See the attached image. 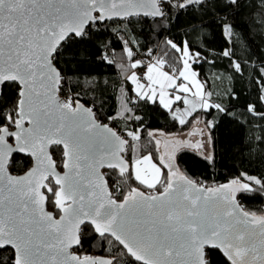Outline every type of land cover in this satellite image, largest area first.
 <instances>
[{
  "label": "snow or ice",
  "instance_id": "6c2138e0",
  "mask_svg": "<svg viewBox=\"0 0 264 264\" xmlns=\"http://www.w3.org/2000/svg\"><path fill=\"white\" fill-rule=\"evenodd\" d=\"M246 2L0 0V264H219L213 258L217 253L223 264H264V214L244 210L236 199L238 192L257 191L253 185L264 190V180L245 176L243 181L205 187L179 174L173 163L180 148L210 151L205 128L214 123L193 129L190 134L200 138L195 142L172 141L171 150L168 144L161 149L160 139L153 136L160 166L151 152L130 166L126 154L135 151L139 132L121 135L99 122L98 109L81 102L79 93L72 94L68 73L61 67V57L72 43L89 40L94 28L108 21L150 18L167 31L163 21L171 19L174 7L180 10L179 18L186 11L206 12L209 5L235 10ZM249 6L257 9L253 24L264 29V0H252ZM221 27L232 35L234 26L226 18ZM164 45L155 61L149 53L148 64L132 62L133 69H144L147 82L141 84L135 73L130 76L137 99L181 112L174 116L180 125L188 123L185 115L200 109L227 113L220 104L208 102L210 92L205 97L189 63L193 54L188 42L178 44L170 38ZM168 49L180 62L175 70ZM223 55L230 56L227 51ZM127 56L132 58V47ZM241 69L240 63L234 64L236 73ZM257 71L264 107V68ZM75 87L82 88L79 77ZM176 102L186 107L172 109ZM247 111L264 120L256 105ZM260 141L264 143V137ZM50 149H59L63 173ZM21 153L33 158V167L13 176L9 171L13 154ZM102 169L138 184L122 191L118 180L110 189ZM49 203L56 215L47 210ZM89 236L101 243L107 256L72 251Z\"/></svg>",
  "mask_w": 264,
  "mask_h": 264
},
{
  "label": "trees",
  "instance_id": "16d2710c",
  "mask_svg": "<svg viewBox=\"0 0 264 264\" xmlns=\"http://www.w3.org/2000/svg\"><path fill=\"white\" fill-rule=\"evenodd\" d=\"M251 3L252 0H247L242 8L235 10L209 5L206 12L189 14L186 11L179 18L177 13L180 10L174 7L171 19L163 21L167 31H162L159 23L150 18L138 17L132 23L108 21L94 28L89 40L72 43L61 57V67L68 73L69 86L74 94H80L81 102H90L94 110L98 109L96 115L101 123L109 124L121 135L128 131L139 132L140 141L136 142L138 154L151 152L161 164L153 150L149 131L159 129L167 133H182L188 130L190 134L197 129H192V122L201 118L205 123L215 124L209 129L212 154L206 158L197 149L180 148L175 158L185 175L206 187L229 184L234 179L243 181L245 176L264 180V143L260 141L264 137V120L247 111L249 105H256L258 112H264L257 87L261 75L257 69L264 68V29L253 24V14L257 9L250 7ZM225 18L234 26L231 36L221 27ZM170 38L178 44L181 40L187 41L190 50L199 53L193 66L211 93L212 103L220 104L227 113L200 109L189 116L188 123L180 125L173 111L137 99L134 84L129 79L133 71L132 62L140 60L148 50L155 54L154 60L160 57L165 48L164 41ZM129 39L131 43H124ZM129 47L133 49L132 58L127 56ZM225 51L230 56H224ZM168 53L172 69L179 68L180 62L175 54L171 49ZM237 62L242 66L240 74L233 70ZM165 69L168 70L167 66ZM77 77L82 88L75 87ZM51 153L57 167L62 169L59 149H51ZM126 155L131 166V151ZM13 159L10 171L15 174L24 172L32 164L31 158L23 154H13ZM163 171L167 175V170ZM104 172L110 189L113 183L121 180L116 173ZM137 184L132 180H121L120 187L126 191ZM253 187L257 191L238 192V201L245 210L264 214V190L256 185ZM47 206L56 213L50 203ZM74 251L81 256L108 255L101 243L90 236L83 240L82 247H76ZM213 258L223 264L224 258L219 253Z\"/></svg>",
  "mask_w": 264,
  "mask_h": 264
},
{
  "label": "rangeland",
  "instance_id": "374dc122",
  "mask_svg": "<svg viewBox=\"0 0 264 264\" xmlns=\"http://www.w3.org/2000/svg\"><path fill=\"white\" fill-rule=\"evenodd\" d=\"M191 51V50H190ZM192 52V51H191ZM192 54H193V56H192V59H190V61H189V63H190V65H191V68L194 70V71H196V69L194 68V66H193V62L198 58V56L197 55H195L196 53L195 52H192ZM132 72H134L135 73V69H133V71ZM197 72V71H196ZM133 73H130V75L129 76H131ZM136 74V73H135ZM197 74H198V72H197ZM198 79H199V81L203 84V91H204V93H205V96H207V94L209 93L208 92V90H206V88H205V85H204V83L202 82V80L200 79V77H199V75H198V77H197ZM139 82L141 83V84H145V85H147V82H146V80H139ZM133 83V82H132ZM134 84V83H133ZM134 88H135V90H136V85L134 84ZM143 91H145V92H147L148 91V87L146 86L144 89H143ZM166 91H169V92H173V90H171V89H167ZM175 94H178V93H175V92H173V95H175ZM181 95H184V94H181ZM189 98H191V97H189ZM210 103V102H209ZM176 105L174 106V110L175 109H183L184 107H186L185 105L183 106V104H181V105H179L180 103L179 102H176L175 103ZM212 104V103H211ZM172 107V106H171ZM194 112H196V111H193L192 112V114L194 113ZM173 114H174V116H180L181 115V112H174L173 111ZM184 118L187 120L188 118H189V116H187V115H185L184 116ZM204 125H205V122H204V120L203 119H201V118H196L193 122H192V125H191V127H192V129L193 128H202V127H204ZM190 127V128H191ZM205 132H207L208 134H209V129H207V128H205ZM189 132H188V130L187 131H184V132H182V133H167V132H165V131H163V130H159V129H153V130H151V131H149V135L153 138V136H156V137H158L159 139H160V141H161V145H160V147L164 144V138H163V136H166L167 138H174V137H179V138H181L182 140H187V139H189L190 141L192 140V141H196L197 139H200L199 137H195V136H192L191 134H188ZM209 137H210V134H209ZM187 142V141H186ZM130 143H133L132 141H131V139H130ZM207 148L210 150V151H205V150H199V152L201 153V154H203V155H205V156H207V157H209V156H211V154H212V148H211V141H210V143H208L207 144ZM139 152H138V146H137V143L135 142V151H131V164L138 158V157H141V156H143L142 154H138ZM144 155H146V154H144ZM153 162L154 163H157V165L158 166H160V163L158 162V161H156L154 158H153ZM162 171H163V169H162ZM163 173H164V171H163Z\"/></svg>",
  "mask_w": 264,
  "mask_h": 264
},
{
  "label": "water",
  "instance_id": "95a60500",
  "mask_svg": "<svg viewBox=\"0 0 264 264\" xmlns=\"http://www.w3.org/2000/svg\"><path fill=\"white\" fill-rule=\"evenodd\" d=\"M100 122V121H99ZM104 124H107V123H104ZM109 127H112V126H110L109 124H107ZM113 128V127H112ZM114 129V128H113ZM115 130V129H114ZM116 131V130H115ZM163 138H164V144L161 146V149H163V146L165 145V144H168L169 145V150H171L172 149V147H173V145L171 144V142L172 141H175V140H182L181 138H179V137H174V138H167L166 136H163ZM127 139V138H126ZM179 149H177L176 151H175V155H176V153H177V151H178ZM50 151H51V149H50ZM21 154H23V153H21ZM52 154V153H51ZM163 154V152H161V155ZM23 155H26V154H23ZM27 156V155H26ZM52 159L53 160H55L54 158H53V156H52ZM31 160H32V164H31V166L28 168V169H26L24 172H22V173H19V174H15V173H12L11 171H10V169H9V171H10V173L13 175V176H22V175H24V173L26 172V171H28L30 168H32L33 167V158H31ZM173 163L177 166V170H178V173L179 174H182V175H184V176H186V177H188L187 175H185L182 171H181V169L179 168V165H178V163H177V161H176V158H175V156H174V161H173ZM57 170L58 171H60L61 173H63L65 170L62 168V169H59L58 167H57ZM104 170H107V169H102L101 171H104ZM189 178V177H188ZM107 179V178H106ZM190 179V178H189ZM192 180V179H191ZM193 181V180H192ZM195 182V181H194ZM198 185H201V184H199L198 182H196ZM203 186V185H202ZM219 186V185H218ZM206 187V186H205ZM215 187H217V186H215ZM238 194V193H237ZM237 194H236V199H237V202L239 203V201H238V198H237ZM240 204V203H239ZM241 205V204H240ZM242 207V206H241ZM243 208V207H242ZM244 209V208H243ZM47 210L48 211H50V212H53V214L54 215H56V213H55V211L54 210H51V209H49L48 208V206H47ZM245 210V209H244ZM260 215V214H259ZM57 218H58V216H57ZM76 247H74L73 249H72V251L73 252H75L76 254H78V255H80L79 253H77L76 251H74V249H75ZM81 256V255H80ZM93 257H105V256H93Z\"/></svg>",
  "mask_w": 264,
  "mask_h": 264
},
{
  "label": "built area",
  "instance_id": "2783aa9c",
  "mask_svg": "<svg viewBox=\"0 0 264 264\" xmlns=\"http://www.w3.org/2000/svg\"><path fill=\"white\" fill-rule=\"evenodd\" d=\"M149 53H152V61L154 60L155 54H153V51L152 50H148L147 53L145 54V56H143L140 59V61H142L144 64H148L150 62L149 61ZM143 72H144V69L143 68H135V73H136V75L138 77H140L141 80H144V78H143ZM72 94L75 95L73 91H72ZM114 186H115V183L112 184V188Z\"/></svg>",
  "mask_w": 264,
  "mask_h": 264
},
{
  "label": "crops",
  "instance_id": "0c3cea01",
  "mask_svg": "<svg viewBox=\"0 0 264 264\" xmlns=\"http://www.w3.org/2000/svg\"><path fill=\"white\" fill-rule=\"evenodd\" d=\"M155 61V60H154ZM164 70H166V69H164ZM131 73H134V72H131ZM129 79H130V76H129ZM141 80V79H140ZM145 80V79H144ZM206 98H208V96H205ZM208 102H210V103H212V100H211V98H208ZM213 104V103H212ZM179 105H181V103L179 104ZM184 106V105H183Z\"/></svg>",
  "mask_w": 264,
  "mask_h": 264
},
{
  "label": "flooded vegetation",
  "instance_id": "af4514ba",
  "mask_svg": "<svg viewBox=\"0 0 264 264\" xmlns=\"http://www.w3.org/2000/svg\"><path fill=\"white\" fill-rule=\"evenodd\" d=\"M186 141H190V140H189V139H187ZM191 142H195V140H194V141H192V140H191Z\"/></svg>",
  "mask_w": 264,
  "mask_h": 264
}]
</instances>
